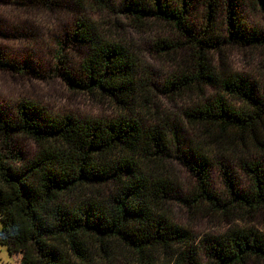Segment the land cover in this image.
Masks as SVG:
<instances>
[{
  "label": "trees",
  "instance_id": "obj_1",
  "mask_svg": "<svg viewBox=\"0 0 264 264\" xmlns=\"http://www.w3.org/2000/svg\"><path fill=\"white\" fill-rule=\"evenodd\" d=\"M246 3L264 17V0L119 1L117 11L135 28L163 22L184 39L155 46L172 58L192 57L189 72L173 76L164 91L198 99L183 113L193 138L158 116L160 121L147 126L138 117L113 121L54 114L32 100L20 103L14 115L0 107V245L17 264H99L116 248L131 253L132 264H205L203 259L264 264V233L232 227L197 244L165 212L171 202L224 218L264 210V160H243L250 149L264 150V85L232 73L223 62L214 65V55L226 44L264 50V30L244 20ZM31 4L51 14L111 6L109 0H23L20 5ZM200 9L204 23L198 27L190 18ZM71 29V43L87 53L79 72L69 69L63 79L81 93L133 111L147 83L139 61L101 36L93 21L78 18ZM0 67L16 66L0 59ZM208 88L217 90L215 97L207 96ZM15 137L31 139L37 154L27 158L17 151ZM213 155L238 157L250 188H239L234 171L226 168L228 198L219 197L211 189ZM172 161L197 181L183 196L172 178Z\"/></svg>",
  "mask_w": 264,
  "mask_h": 264
},
{
  "label": "rangeland",
  "instance_id": "obj_2",
  "mask_svg": "<svg viewBox=\"0 0 264 264\" xmlns=\"http://www.w3.org/2000/svg\"><path fill=\"white\" fill-rule=\"evenodd\" d=\"M119 1L109 0L110 9L105 11L92 8L85 12L76 8L70 12L59 11L53 14L34 4L21 6L23 0L0 2V59L16 66L11 69L0 67V107L14 115L20 103L32 100L54 114L113 121L121 116L132 119L138 117L144 119L147 126H154L160 121L158 116L165 122L183 127L182 135L185 138H193L191 127L187 125L183 113L192 108L198 99L194 96L180 98L164 91L166 84L174 81L173 76L189 72L192 57L180 53L172 58L158 52L155 46L162 45L167 40L183 43L184 39H180L177 32L163 22L153 21L148 27L135 28L129 18L117 11ZM242 12L248 25L264 30V17L259 10L246 3ZM203 17L200 9L190 19L196 26L201 27L204 23ZM78 18L95 22L101 36L111 43L123 45L139 61L142 81L147 82V89L141 92L138 101L130 107L133 111L97 96L81 93L63 79L64 72H71L69 69L79 72L80 63L86 58L87 50L80 44H72L68 36L71 35V28ZM62 42H65L63 46ZM222 48L221 52L214 55L216 67L223 62L232 73L248 76L257 80L259 85H264V50L227 44ZM60 56L61 60L58 59ZM206 92L210 98L217 94V90L210 88ZM227 100L242 107L241 103L236 104L229 98ZM13 143L15 149L27 158L34 157L38 152L37 145L31 139L15 137ZM226 157L215 156L210 169L211 189L223 200L228 198L222 172L226 168L234 171L239 188L246 191L250 188V178L241 169L240 159L235 156ZM243 160H264V150L250 149L243 155ZM169 166L172 178L179 185L181 196L197 186L194 177L176 161L170 162ZM165 212L174 224L190 231L196 237L197 244L204 236H216L232 227L264 233V210L255 214H237L239 217L224 218L219 214L208 213L205 209L190 210L183 203L171 202ZM130 256L131 253L116 248L109 261L99 264H132ZM203 263L206 264L205 259ZM0 264H17L9 255L7 246L0 245Z\"/></svg>",
  "mask_w": 264,
  "mask_h": 264
}]
</instances>
